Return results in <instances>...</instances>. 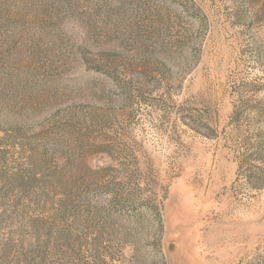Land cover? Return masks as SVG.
I'll list each match as a JSON object with an SVG mask.
<instances>
[{
	"label": "rangeland",
	"instance_id": "1",
	"mask_svg": "<svg viewBox=\"0 0 264 264\" xmlns=\"http://www.w3.org/2000/svg\"><path fill=\"white\" fill-rule=\"evenodd\" d=\"M30 2L60 20L0 38V264H264V0Z\"/></svg>",
	"mask_w": 264,
	"mask_h": 264
},
{
	"label": "trees",
	"instance_id": "2",
	"mask_svg": "<svg viewBox=\"0 0 264 264\" xmlns=\"http://www.w3.org/2000/svg\"><path fill=\"white\" fill-rule=\"evenodd\" d=\"M44 7L40 6L35 11L30 0H0V38L6 32L30 34L31 27H38L43 33L49 27H57V21L60 20V17L56 8L49 12L44 10ZM25 41L33 43L37 48L43 47L45 42L44 34L36 38H25ZM78 49V52L76 51L78 58L87 67L90 66L94 50L89 48V44L85 39Z\"/></svg>",
	"mask_w": 264,
	"mask_h": 264
}]
</instances>
